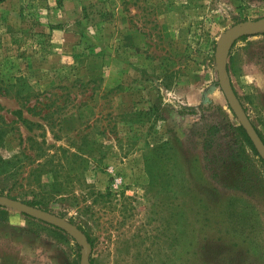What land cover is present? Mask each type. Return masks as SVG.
Here are the masks:
<instances>
[{
    "label": "rangeland",
    "instance_id": "obj_1",
    "mask_svg": "<svg viewBox=\"0 0 264 264\" xmlns=\"http://www.w3.org/2000/svg\"><path fill=\"white\" fill-rule=\"evenodd\" d=\"M263 16L264 0L1 2L0 162L17 169L0 185L82 223L91 264H264V165L216 66L224 33ZM240 38L229 71L264 136V34ZM5 208L0 264H80L72 235Z\"/></svg>",
    "mask_w": 264,
    "mask_h": 264
},
{
    "label": "water",
    "instance_id": "obj_2",
    "mask_svg": "<svg viewBox=\"0 0 264 264\" xmlns=\"http://www.w3.org/2000/svg\"><path fill=\"white\" fill-rule=\"evenodd\" d=\"M263 31L264 16L251 22L234 25L232 28L227 30L217 45L216 66L219 84L226 96L228 104L238 118L240 124L245 128L260 156L264 159V140L260 136L244 105L237 95L228 68L230 51L234 42L244 35H256ZM0 206L18 210L21 213H26L34 218H38L63 229L76 238L82 245L83 250L81 253L80 264H91V245L88 236L77 224L72 222L70 219L50 210H46L39 206L24 202L20 199L13 198L6 194H0Z\"/></svg>",
    "mask_w": 264,
    "mask_h": 264
},
{
    "label": "trees",
    "instance_id": "obj_3",
    "mask_svg": "<svg viewBox=\"0 0 264 264\" xmlns=\"http://www.w3.org/2000/svg\"><path fill=\"white\" fill-rule=\"evenodd\" d=\"M3 1H5V0H0V3L1 2H3ZM55 28H58V27H61L60 25H55L54 26ZM262 34H264V31L263 32H261ZM249 36L248 35H244V36H242L240 39H246V38H248ZM235 43V42H234ZM233 62V56L230 54V63H232ZM228 68H230L229 67V65H228ZM234 89H235V91H236V93H237V95H238V97H239V93H238V91L236 90V88L234 87ZM239 99H240V97H239ZM246 109V108H245ZM160 117H161V115H160ZM253 122V121H252ZM254 125H255V123H253ZM255 127H256V129L258 130V132H259V134H260V136L262 137V139L264 140V136H263V134H262V132H261V130L257 127V125H255ZM237 130L239 131V133L242 135V137H243V142H244V148L245 147H247V148H250V150L253 152V154H255L256 156H258V158H259V160H261V162L263 163V165H264V159L260 156V154H259V152H258V150L256 149V147H255V145H254V143L252 142V140H251V138L249 137V135L247 134V132H246V130H245V128L241 125V124H239L238 126H237ZM219 128H217V126H215V125H211V126H209V128H208V136H207V138H206V146H205V149H206V153H208L207 152V149H209L210 147L212 148L213 147V141H214V137L215 136H217V134L219 133ZM246 150V149H245ZM209 154V153H208ZM230 164H227V166L226 167H228ZM9 168H6V162L3 164V163H1L0 162V177L3 179V180H6V182H8L9 180H7V179H9V177H11V175L13 174V171L15 172L16 171V169L17 168H13V171L12 172H10L9 170H8ZM12 173V174H11ZM16 180V179H15ZM7 189H9L8 188V186L7 185H0V194H6V195H9V196H11V197H13V198H17V199H20V200H22V201H24V202H27V203H29V204H32V205H35V206H39V207H41V208H44V209H46V210H50V211H53V209H51L50 207H49V205H47V204H44V202H43V198H35V197H33V198H27V197H25V196H23V194H20V195H18V194H11L10 193V190H7ZM57 195H60V194H57ZM60 198L61 197H64V196H59ZM62 199V198H61ZM220 202L222 203V204H224V201H222V199H220ZM0 211L1 212H3L4 214H6V216L4 215V216H2V217H7V209L4 207H0ZM61 216H64L65 214H66V212L65 211H59L58 212ZM23 214H25L26 216H28V217H32V216H30V215H28V214H26V213H23ZM4 220H6V219H4ZM70 220L72 221V222H74V223H76V224H78V226L87 234V236H88V239H89V241L91 242V235H90V233H89V231L85 228V226L82 224V223H77V221H75V219L73 218V217H71L70 218ZM50 224V223H49ZM56 228H58V229H61V228H59V227H57V226H55ZM62 231H64L63 229H61ZM92 261V260H91Z\"/></svg>",
    "mask_w": 264,
    "mask_h": 264
}]
</instances>
